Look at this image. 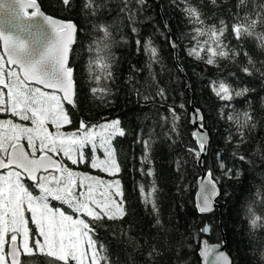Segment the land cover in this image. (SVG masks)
<instances>
[{
	"label": "snow or ice",
	"instance_id": "6c2138e0",
	"mask_svg": "<svg viewBox=\"0 0 264 264\" xmlns=\"http://www.w3.org/2000/svg\"><path fill=\"white\" fill-rule=\"evenodd\" d=\"M61 2L66 7L72 4V0ZM183 2V11L193 26V46L187 50L189 56L217 68L222 60L236 62L243 56L246 63L239 66V71L264 77V62L256 67L257 61L242 47L251 39L264 50V0L251 10L252 0H238L236 7L241 11L231 14V23L221 19L210 24L202 18L199 8L189 0ZM211 2L215 4L216 0ZM136 3L143 6L146 0H136ZM83 8L95 13L99 5L96 0H84ZM121 11H127L129 19H134L128 0H124ZM98 27L107 39L108 27ZM76 31L77 25L72 21L46 15L38 0H0V116L7 117L0 118V264H32L35 258H42L44 264H112L105 244L97 238L96 229L105 219L115 221L126 215L121 182L76 171L69 163L73 166L87 163L91 169L115 177L121 165L113 141L127 133L119 118L96 125L80 119L75 131L62 130L73 123L65 105L77 108L76 81L73 69L68 66ZM131 31L137 29L132 27ZM136 44L141 45V41L136 40ZM172 45L176 46L175 41ZM107 48V43L95 48L88 62L89 78L96 85L89 91L102 99L110 93L106 82L113 79L114 58L107 53ZM143 48L150 61H158V50L151 39ZM209 84L226 108L236 97L252 91L248 87H233L227 79L218 78ZM156 95L162 101L167 99L163 88H158ZM150 98L144 97L145 100ZM179 109H185V105L181 103ZM167 113L160 119L165 124L170 123L165 135L171 139V135L180 134L178 122L182 116L172 105L168 106ZM227 119L237 125L239 146L245 142L243 130L255 127L254 116L245 111L228 115ZM189 120L195 126L190 133L195 147L189 146L187 151L200 161L209 151L210 133L199 108L193 107ZM226 139L231 141L232 135ZM136 142L141 143L144 150L141 165H151V138L137 137ZM86 153H90V157ZM217 158L225 177L241 174L239 170L228 168L219 152ZM237 158L246 161L244 155ZM179 165L177 161L178 170ZM138 171L155 176L151 167L147 171L141 167ZM138 188L145 206H150L156 217L155 226L163 228L155 180L147 191L143 184ZM219 195L220 180L208 169L199 183L198 212L214 211L215 198ZM54 202L60 206L54 207ZM246 214L251 229H264V191L256 192V199L248 205ZM211 231L209 224L199 230L202 234ZM145 243L149 257L161 255L155 243ZM223 248L222 241L210 243L202 239L199 249L202 264H233Z\"/></svg>",
	"mask_w": 264,
	"mask_h": 264
},
{
	"label": "trees",
	"instance_id": "16d2710c",
	"mask_svg": "<svg viewBox=\"0 0 264 264\" xmlns=\"http://www.w3.org/2000/svg\"><path fill=\"white\" fill-rule=\"evenodd\" d=\"M189 2L200 9L208 24L221 19L231 23V14L241 11L236 7L238 0H216L215 4L211 0ZM261 2L252 0L249 10ZM38 3L47 14L72 20L78 26L69 61L76 81L77 108L65 105L73 123L62 130L75 131L80 119L96 125L119 118L127 133L113 141L121 165L115 177L93 170L87 163L77 166L69 163L76 171L121 182L126 215L115 221L105 219L96 229L112 264H202L199 249L200 241L205 238L210 243L225 239L233 264H264V229H251L246 214L248 205L256 199V192L264 191V77L240 72L239 66L246 63L243 56L236 62L222 60L219 68L189 56L193 26L183 11V0H146L143 6L137 5L136 0H128L134 19H129L127 11H121L124 0H96L99 10L95 13L83 8L84 0H72L70 7L64 6L61 0H38ZM99 25L108 27L107 39L99 31ZM132 27L137 31L132 32ZM138 39L141 45L136 44ZM149 39L158 50L156 62L150 61L143 48ZM104 43L108 44L106 51L114 59L113 79L106 82L110 93L102 99L89 91L96 85L89 78L88 62L94 56L93 50ZM242 47L257 61L256 67H261L264 50L257 42L249 39ZM218 78L227 79L233 87H248L252 91L236 97L226 108L209 84ZM158 88L164 89L166 100L156 95ZM145 96L151 98L145 100ZM181 103L185 105L183 110L179 109ZM169 105L175 106L182 116L178 122L180 134L171 135V139L165 135L170 123L160 119L168 115ZM193 107L204 114L211 137L208 154L201 163L187 151V147H195L190 135L194 126L189 120ZM245 111L253 114L255 127L243 130L245 142L237 146V125L227 116ZM230 134L231 141L226 139ZM137 137L151 138V165H141L144 150L136 142ZM217 152L228 168L239 170L238 177L223 175ZM86 155L90 157V153ZM239 155L246 156V161H240ZM177 161H180L179 170ZM141 167L145 171L153 168L155 176L142 174L138 171ZM208 169L220 180L221 192L217 200L219 208L203 215L197 210L196 194L202 171ZM153 180L158 188L156 202L163 228L155 226L156 217L151 207L145 206L138 188L143 184L147 191ZM53 206L60 205L54 202ZM205 224L212 226L208 235L199 232ZM145 241L155 243L161 255L149 257ZM32 264H44V261L35 258Z\"/></svg>",
	"mask_w": 264,
	"mask_h": 264
},
{
	"label": "water",
	"instance_id": "95a60500",
	"mask_svg": "<svg viewBox=\"0 0 264 264\" xmlns=\"http://www.w3.org/2000/svg\"><path fill=\"white\" fill-rule=\"evenodd\" d=\"M40 7H41V6H40ZM41 10H42L46 15H49V14H47L42 8H41ZM50 16H52V15H50ZM52 17L55 18V19L64 20V19H61V18H58V17H55V16H52ZM64 21H72V20H64ZM72 22L75 23L74 21H72ZM75 24H76V23H75ZM76 25H77V24H76ZM77 33H78V26H77V31H76V33H75V37H74V43L71 45V50H72V46L76 43V40H77ZM71 50H70V52H69L68 66H69V61H70ZM69 67H70V66H69ZM72 69H73V68H72ZM73 78H74V70H73ZM192 110H193V109H192ZM193 126H194V125H193ZM194 127H195V126H194ZM207 154H208V153H207ZM207 154L202 156V158H201V160L199 161V163H201L202 159H203L204 157H206ZM206 173H207V172H206L205 170H203V171H202V175H201V177L199 178V181H198V192H199V183H200V180H201V178H203V177L206 176ZM198 192H197V194H198ZM220 192H221V190H220ZM197 194H196V197H197ZM219 196H220V195H219ZM219 196H217V197L215 198L214 211H212L211 213H205V214H203V215H210V214L214 213V212L216 211V209L219 208V204H218V202H217ZM208 234H209V233H206V235H208ZM205 239H207V238H205ZM222 242L224 243V248H223L222 250L226 251L227 254L230 256L231 260L233 261L232 256H231L230 253L228 252V246H227V242H226V240L223 239Z\"/></svg>",
	"mask_w": 264,
	"mask_h": 264
}]
</instances>
